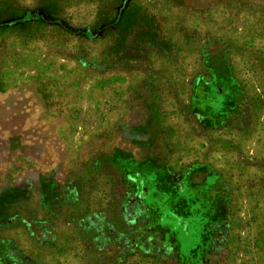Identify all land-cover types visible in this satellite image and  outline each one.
Segmentation results:
<instances>
[{"label": "rangeland", "instance_id": "374dc122", "mask_svg": "<svg viewBox=\"0 0 264 264\" xmlns=\"http://www.w3.org/2000/svg\"><path fill=\"white\" fill-rule=\"evenodd\" d=\"M0 264H264V0H0Z\"/></svg>", "mask_w": 264, "mask_h": 264}, {"label": "trees", "instance_id": "16d2710c", "mask_svg": "<svg viewBox=\"0 0 264 264\" xmlns=\"http://www.w3.org/2000/svg\"><path fill=\"white\" fill-rule=\"evenodd\" d=\"M130 18V15H124V17L123 18H120L119 20H118V22H117V24H119V25H123V24H127L128 23V19ZM123 21H124V23H123Z\"/></svg>", "mask_w": 264, "mask_h": 264}]
</instances>
